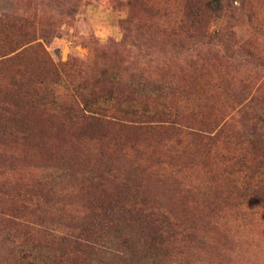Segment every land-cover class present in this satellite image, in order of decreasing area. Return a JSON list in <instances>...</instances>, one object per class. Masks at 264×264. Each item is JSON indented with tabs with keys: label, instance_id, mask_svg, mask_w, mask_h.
Segmentation results:
<instances>
[{
	"label": "rangeland",
	"instance_id": "rangeland-1",
	"mask_svg": "<svg viewBox=\"0 0 264 264\" xmlns=\"http://www.w3.org/2000/svg\"><path fill=\"white\" fill-rule=\"evenodd\" d=\"M218 8L0 0V264H264V0Z\"/></svg>",
	"mask_w": 264,
	"mask_h": 264
},
{
	"label": "trees",
	"instance_id": "trees-1",
	"mask_svg": "<svg viewBox=\"0 0 264 264\" xmlns=\"http://www.w3.org/2000/svg\"><path fill=\"white\" fill-rule=\"evenodd\" d=\"M239 1H241V2H239L240 6H236L234 4H236L238 2V0H215V2L219 6L217 11L222 12L224 14V16L229 14L230 15L229 18H234V19L235 18H239L238 16H240V13L238 15H236L235 13H237L236 11L240 10L243 7V4H244L245 0H239ZM5 17L9 18L11 16L10 15H6ZM6 18L0 16V24H1V22H4L3 20L6 21ZM191 23L193 25V28L198 31L199 36H201L203 38H208L209 34H208V27H207L206 23H204L200 19L199 20H197V19L193 20ZM80 120H81V124L80 125H82L83 127L87 128L86 129L87 131L88 130L93 131L99 126H105V127H108V126H123L125 122H128V120L119 119V118H116V117H108L107 119H99V118H96L94 116H85L84 114L81 116ZM121 121H125V122L121 123ZM168 125L171 126L173 129H175L174 128L175 126H173L174 124L171 125V123H170ZM83 127H81L80 129L85 130V129H83ZM135 127L137 129H142L141 126H135ZM163 129H165V128H163ZM166 129H167V127H166ZM34 235L35 234H33V232H31L28 235V237H26L27 236L26 234L22 235V237H26V239L30 240V239L34 238ZM48 243H51V245H56L57 242H55L54 240H51Z\"/></svg>",
	"mask_w": 264,
	"mask_h": 264
}]
</instances>
